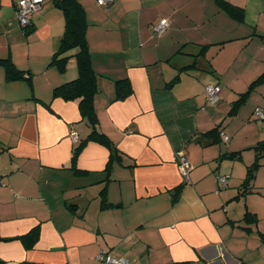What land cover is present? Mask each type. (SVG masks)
I'll use <instances>...</instances> for the list:
<instances>
[{
  "label": "crops",
  "instance_id": "0c3cea01",
  "mask_svg": "<svg viewBox=\"0 0 264 264\" xmlns=\"http://www.w3.org/2000/svg\"><path fill=\"white\" fill-rule=\"evenodd\" d=\"M19 1L0 0V58L27 71L32 90L7 82L0 66V237L37 229L38 240L32 250L0 242L2 264H104L97 259L103 251L124 264H264L263 234L243 221L246 211L256 213L235 199L254 160L251 148L264 140V123L250 127L258 121L254 110L264 111V0H224L244 10L242 21L218 0H114L105 7L78 0L98 76V129L121 155L109 171V151L93 142L71 166L89 127L78 100L51 99L55 86L77 76L72 58L64 73L48 66L64 30L61 12L42 0L25 34ZM162 19L169 27L158 34ZM194 61L196 68L180 71ZM124 79L131 95L114 101L115 82ZM213 83L221 92L211 106L203 90ZM217 126L228 144H211L206 134ZM237 151L239 160L216 161ZM179 154L189 171L172 204L171 191L184 181Z\"/></svg>",
  "mask_w": 264,
  "mask_h": 264
},
{
  "label": "trees",
  "instance_id": "16d2710c",
  "mask_svg": "<svg viewBox=\"0 0 264 264\" xmlns=\"http://www.w3.org/2000/svg\"><path fill=\"white\" fill-rule=\"evenodd\" d=\"M51 1L54 8L58 9L63 16L64 30L58 48L56 49L55 53L52 55L48 66L55 67L56 69H58L60 73H64L66 70V64L68 60L72 58L75 60L76 68H77L76 78L55 86L52 90L51 99L52 100L61 99L65 102H72L78 100L79 101L78 108H79L80 116L89 127V133L86 139L80 140L77 143V145L74 147L71 166L73 168L76 167L77 156L79 155V153L83 150L84 146L88 142H93L99 144L102 147H105L109 151L110 162L108 163V167H107V171H109V169H111L112 163L115 160L116 162L120 161L121 155L116 145L112 143L111 140L98 129V118L96 111L94 109V98L98 93V76L91 65V52L88 48V42L86 39V31L88 28L86 12L83 6L78 2V0H51ZM218 1L223 7V9L229 15H231L234 18H237L238 21L243 20L244 10L242 8L236 7L233 4L224 0H218ZM16 8L17 6H15V13H16ZM32 16L30 17L29 23L23 27H20L19 23L17 22L19 28L22 29V31L25 34L28 33L29 30L31 29ZM207 46L208 45L203 46V48L200 51V55L204 54ZM0 66L4 69L5 80L7 82H12V83L25 82L27 87L30 89V91L32 90L30 74L27 71H21L17 69L10 58H0ZM194 67L196 68L195 61L192 64L180 69V71H187ZM261 77H263V75ZM179 80H180V74H177L169 83H167V88H172L176 83L179 82ZM115 88H116V94L114 101L124 100L125 98L131 95L132 92L131 86L129 81L126 79L116 81ZM30 98L37 100L33 96H31ZM244 101H245L244 99L240 98L237 102H235L232 106V110L230 111V115H233L235 108L241 105L242 103H244ZM46 106L49 108L48 103L46 104ZM255 110H254V118L257 120L261 119L256 115ZM260 110L264 113L262 109ZM261 120L264 121V119ZM221 133L224 132L222 131V129H220V127L217 126L214 127L212 130H210L206 135H208L209 137L213 136L211 144L220 143V142L224 144H228L230 140L229 136L224 133L228 137V141L224 142L220 137ZM251 149L254 151V160L246 168L245 176L242 179L240 185L238 186V193L235 199L245 197L248 194L257 192V188H256L257 186L254 185V182L256 181V177L259 169L264 167V140L256 143V145ZM241 154H242L241 151L225 152L222 155H220L216 159V161L220 163L223 160H230V161L239 160L241 159ZM185 182L186 181L184 179V181H182L181 184H179L177 187H175L174 190L171 191L172 204H175V202H177L180 193L186 184ZM221 185L223 188H225L227 186V182ZM258 189L260 188L258 187ZM100 194H102V192ZM102 203L103 205H105V201H102ZM66 206L68 207L69 210L74 209V205L72 204L67 203ZM107 208H112V206L107 205ZM243 221L246 224V226L251 227L257 225L258 219L256 217V214L246 211L243 216ZM246 230H250V228L246 227ZM13 240L19 241L25 250H32L38 240V231L37 229H32L28 233L24 235H20L16 238L0 237V242H10ZM101 254H103L104 258L106 257L114 258L115 260L118 261V264L126 263L125 261H123V259H120L119 257H116L107 251H103ZM2 263H3L2 260H0V264ZM20 264H42V263L22 262ZM177 264H190V263L184 262Z\"/></svg>",
  "mask_w": 264,
  "mask_h": 264
},
{
  "label": "built area",
  "instance_id": "2783aa9c",
  "mask_svg": "<svg viewBox=\"0 0 264 264\" xmlns=\"http://www.w3.org/2000/svg\"><path fill=\"white\" fill-rule=\"evenodd\" d=\"M113 2L114 0H96V3L98 6H108L112 4ZM41 3H42V0H20L17 3L16 18H17V22L19 23L20 27H23L29 23V20L32 14L39 11L41 7ZM168 27H169V23L167 19H162L159 22V24L155 27V31L158 34H160V33H163ZM220 92H221V87L219 86V84L213 83V84H207L204 87L203 93H204L206 101L210 105H215V103L219 100ZM255 113L258 117H260L261 119H264V113L260 109H256ZM70 137L73 142L76 143L78 141V137L75 132H71ZM220 137L222 138L224 142L228 141V137L224 133H221ZM176 161L178 163L179 170H180L182 177L186 180L187 173L189 171V166L186 163L184 156L179 154L178 156H176ZM220 182L222 184H225L227 181L225 177H220ZM97 259L99 261H102L104 264H118L117 260H115L112 257L104 258L103 254L98 255Z\"/></svg>",
  "mask_w": 264,
  "mask_h": 264
},
{
  "label": "rangeland",
  "instance_id": "374dc122",
  "mask_svg": "<svg viewBox=\"0 0 264 264\" xmlns=\"http://www.w3.org/2000/svg\"><path fill=\"white\" fill-rule=\"evenodd\" d=\"M12 38H13V42L15 45H21V42L15 36H13ZM3 40H5V36L0 35V43H2ZM263 122L264 121L261 119H258V121H252L250 123V127H254V125L260 124ZM248 151H250V150H248ZM242 178H244V176H242ZM254 185L257 186L256 187L257 192H254L252 194H248L247 196L241 197L240 199H241V203L243 205L244 204L247 205L248 210L250 208V210H252V212L256 213V217H257L258 221H257V227L254 229H255V233L260 232L261 234H263L262 235L263 236L262 241H263L264 240V188L258 189V186H264V167L258 171L257 178H256V181L254 182Z\"/></svg>",
  "mask_w": 264,
  "mask_h": 264
}]
</instances>
